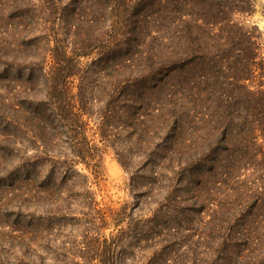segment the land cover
Listing matches in <instances>:
<instances>
[{"label":"trees","instance_id":"16d2710c","mask_svg":"<svg viewBox=\"0 0 264 264\" xmlns=\"http://www.w3.org/2000/svg\"><path fill=\"white\" fill-rule=\"evenodd\" d=\"M11 1L8 23L26 12ZM145 5L154 6L157 23L154 61L133 58L141 19L125 16ZM250 11V0H41L28 25L44 28L47 48L33 38L25 64L12 72L10 44L0 40V80L22 86L11 101L0 95V191L10 195L0 206V226L10 228L0 236V264H264V46L256 26L235 18ZM121 14L132 21L128 37L113 35ZM107 20L106 55L84 70L80 58L103 43ZM75 32L86 41L73 40ZM154 96L172 110L146 145L159 137L168 148L181 145L183 115L199 113V103H206L203 125L218 133L188 142L187 180L157 200L148 188L134 202L101 205L90 175L102 177V156L88 120L96 116L104 139L109 128L138 135ZM19 136L29 148L18 147ZM137 197L145 207L134 212Z\"/></svg>","mask_w":264,"mask_h":264},{"label":"rangeland","instance_id":"374dc122","mask_svg":"<svg viewBox=\"0 0 264 264\" xmlns=\"http://www.w3.org/2000/svg\"><path fill=\"white\" fill-rule=\"evenodd\" d=\"M15 1L17 2V5L14 10L20 9L26 12L23 13L20 11V13L18 15H14L10 23H8L7 20H10L11 17L8 16L7 12L10 2L12 1L0 0V40H5L10 44V49L7 50V53L9 54L7 60L14 66L12 72H15V68H17L19 64H25L24 61L26 59L24 58V55H28L32 52V48H30L29 51L28 49L30 46L29 42H33V38L38 37L36 44L40 47H48L44 45L46 43L41 40V36L43 37V35L46 34L44 28L38 27V29L30 31L31 28L28 25V23L31 22L29 21L31 20L29 15L32 13H39L41 0ZM250 4V12L236 14L235 18L240 20L245 26H256L259 31V41L262 46H264V0H250ZM18 6L19 9L17 8ZM148 7L149 6L145 5L141 9H138V11H134V13L130 11H133L136 7L130 8L129 10H125V16L141 19L135 29V32H137L138 35L137 37L141 43L138 46L139 51L133 56V58H136L137 60H144L148 57H152L151 61H154V49L158 48L159 44L158 33L155 31L157 29V23L154 21V6L151 8ZM122 16L123 14L113 17L114 20H116L114 25H116L117 28V34L113 35L121 37L124 34L125 37H128L132 27V21L129 18L123 19ZM85 18L87 17L82 15L81 21H85ZM58 23L55 24L54 31L57 32L55 35L57 36L56 38H61L62 28L60 29V25ZM108 23L109 20H107L103 29L100 30L103 43L101 42V45H96V47L92 49L87 56H82L80 58L81 65L84 70L98 68L100 66V63L98 62L99 59L102 61L106 55V50H108V44L111 36V33L107 31V26H109ZM166 30L168 32V29ZM82 33L83 32H75L73 40H75V37H80L77 43L82 44L85 42L86 39L83 38L85 34ZM163 34L165 33L163 32ZM88 38L89 39H87V41L93 40L94 34L89 35ZM67 46L71 49L73 45L71 42H68ZM169 49L171 50V47ZM140 50L142 51L140 52ZM162 51L165 52L163 49ZM43 52H46V49H44ZM13 54H17L18 56L14 58ZM84 70L83 72L79 71L74 78L73 92L75 93L78 92L80 74H83ZM21 89L22 86L18 82H10V80L5 81L3 79L0 80V95L3 96L5 100H7V97L9 101H11V94L14 92H21ZM156 94L160 100L163 99L161 94ZM155 97L156 96L152 99L151 107L142 113V123L140 124L138 135L134 132L130 134L129 129H121L120 132L116 133L115 129L109 128L111 135H107L104 139L97 127L96 116L89 118L87 135L88 138L92 142L96 143L100 148L102 156L101 168L103 173L102 177L98 180L94 179L90 175V184H92L91 187L95 191L96 198L101 205H112L114 207H118L124 202H134L135 198L133 197V194L138 190H145L148 188L152 189L154 192V196L151 197V200H157L156 198L160 195V193H168V191L171 190V185L182 184L187 180L186 176L188 174L186 172V168L184 167V157H186V155L182 156L181 153L185 154L188 151V142L193 139L198 141L199 138H201L202 133L208 134L211 137H214L218 133L216 128L209 125H203L205 120L208 119L204 114V112H206V103H199L203 106L196 108L199 113L192 114V109H189V114L183 115L182 122L184 123L185 128L180 132L181 138L179 141H182L181 145H170L168 148V146H164L163 143L159 144L160 137L157 139L154 138L152 145H146L147 135H156V131H158L161 125H164L166 121L169 120V115L171 116L170 110H172V108L170 104L166 103L158 105L157 98ZM12 100H14L13 97ZM190 104L191 102H188V106L184 107H189ZM93 106L95 109L98 108L97 105ZM175 109L176 115L185 113V109H183V113H179L181 111L180 107H175ZM158 135L160 136V134ZM142 138L143 144L138 147L134 141L135 139ZM18 139L21 140V143L18 144L19 148L23 150H25V148H29V140L27 137L19 136ZM149 154L154 156V162L152 163L150 161ZM160 154H164L163 157H160ZM181 180L184 182H181ZM168 184H170L166 187L168 189L164 188V186ZM8 196L10 195L7 190L0 191V206L6 202V198H8ZM137 198L140 201V204L137 208H135L134 212H139L140 207H145V199L142 197ZM1 218L2 215L0 213V219ZM68 228L74 229L75 225L69 226ZM9 230L10 228L6 226H0V236L6 237L10 233ZM72 238L73 237L69 238V245L73 244ZM36 247L38 248V246ZM8 257H10V255H5V258ZM45 262L48 264L50 261L45 259Z\"/></svg>","mask_w":264,"mask_h":264}]
</instances>
